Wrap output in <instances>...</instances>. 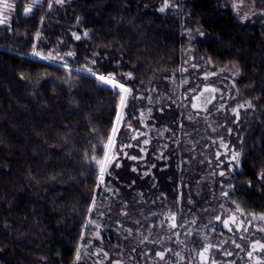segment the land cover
Instances as JSON below:
<instances>
[{"label":"trees","instance_id":"trees-1","mask_svg":"<svg viewBox=\"0 0 264 264\" xmlns=\"http://www.w3.org/2000/svg\"><path fill=\"white\" fill-rule=\"evenodd\" d=\"M10 1L0 21V264H202L191 228H219L220 203L264 218V0H248L245 19L228 0ZM81 71L128 87L102 175L120 94ZM205 73L224 85L201 117L190 103ZM247 246L218 250L217 264H244Z\"/></svg>","mask_w":264,"mask_h":264},{"label":"rangeland","instance_id":"rangeland-1","mask_svg":"<svg viewBox=\"0 0 264 264\" xmlns=\"http://www.w3.org/2000/svg\"><path fill=\"white\" fill-rule=\"evenodd\" d=\"M7 1L8 2L6 8L4 6L0 7V21L5 20L7 18V8L12 7L10 3L11 1ZM228 2L232 6L233 10L242 19L249 17L254 12V8L248 0H228ZM103 77L107 80L114 81L111 74H108ZM203 78L208 83L204 84L203 88L192 96L190 103V108L193 110L195 116L201 117L206 116L210 111L213 110L210 109V105L215 99V93L219 91L218 88L220 83L224 85V82H222L223 80H219V82H214L212 80V73L203 74ZM184 81L186 83L187 79L184 78ZM222 105L223 104L219 102L216 107L218 109H221ZM188 116L190 115L188 114ZM200 125L201 124L199 122L192 124L195 130ZM133 138L135 139L134 148L140 149L139 152H142L141 155H143V152L145 151V146L149 142V138L147 137L146 133L140 128L134 131ZM220 148L223 154L227 153V148L225 146H222ZM111 151L112 148H110V152L103 171L106 170L108 164L116 158V155H112ZM124 154H127V152H123V155ZM130 158H134V156L130 155ZM103 171H99V175H102ZM218 208H220L222 212L221 214H217L214 218L216 221H218L217 223L220 226L219 228H216L213 224L208 223L201 229L191 228L192 231L195 230L193 234L198 233V235L201 237V242L203 243L202 246H200V248L196 252L197 260L202 264H217L218 260L214 256L215 252L219 250L224 256H232L234 254L232 247L235 246L240 247L242 249L244 246V242H247L248 246L245 250L246 262L244 264H264V241L259 240L258 238H252L257 231H261L264 233V218L260 215H257L252 217L250 220L245 221L240 214L234 212L224 202L220 203ZM93 222L95 226V230H93V236H99V224L97 223V221H92L91 224H93ZM217 223H215V225ZM204 229H207L208 231L211 230L210 232L212 233L214 231H217L219 237H210V234L204 233ZM95 260L97 263L103 262V259L100 256H95Z\"/></svg>","mask_w":264,"mask_h":264},{"label":"water","instance_id":"water-1","mask_svg":"<svg viewBox=\"0 0 264 264\" xmlns=\"http://www.w3.org/2000/svg\"><path fill=\"white\" fill-rule=\"evenodd\" d=\"M39 60H42V59H39ZM81 72H83L84 74H86L88 76L93 77L95 79L96 86H98L100 88L107 89V90H111L115 93L120 94L116 115H115V118L113 121V125L111 128L110 134H109L108 141H107L106 146H105L104 155H103L100 167H99V171L102 172L104 169L105 163L107 161V158H108V155L110 152V148L112 146L114 134H115V132L119 126V121L121 118L123 104H124L126 96H127L128 87L124 84H120V83L115 82V81L107 80L106 78H104L101 75H97V74H93V73H89V72H84V71H81Z\"/></svg>","mask_w":264,"mask_h":264}]
</instances>
